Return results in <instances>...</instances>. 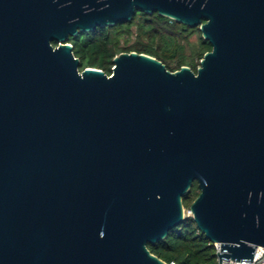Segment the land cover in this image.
I'll list each match as a JSON object with an SVG mask.
<instances>
[{"label": "water", "instance_id": "water-1", "mask_svg": "<svg viewBox=\"0 0 264 264\" xmlns=\"http://www.w3.org/2000/svg\"><path fill=\"white\" fill-rule=\"evenodd\" d=\"M154 14L199 28L194 72L70 38ZM55 43L57 46H55ZM218 261L264 249V0H0V264H167L184 198Z\"/></svg>", "mask_w": 264, "mask_h": 264}, {"label": "trees", "instance_id": "trees-1", "mask_svg": "<svg viewBox=\"0 0 264 264\" xmlns=\"http://www.w3.org/2000/svg\"><path fill=\"white\" fill-rule=\"evenodd\" d=\"M133 27H136V41L130 46H121L122 39H128L134 34ZM194 31L200 32L197 59L201 61L206 53L212 51V46L203 39L200 29L180 24L158 13L139 12L130 22L79 33L70 38L69 43L73 45L75 57L81 61V70L96 68L110 76L117 56L137 52L156 58L172 72L183 66H191L197 72L198 64L186 62L182 45V41H188ZM199 195L200 189L195 183L184 198V207L190 208ZM149 250L167 264H219L215 244L201 233L191 216L172 230L165 240L149 245Z\"/></svg>", "mask_w": 264, "mask_h": 264}, {"label": "rangeland", "instance_id": "rangeland-1", "mask_svg": "<svg viewBox=\"0 0 264 264\" xmlns=\"http://www.w3.org/2000/svg\"><path fill=\"white\" fill-rule=\"evenodd\" d=\"M134 31V34L130 36V38L122 39L121 40V46H130L136 41V27H133L132 29ZM200 32L194 31L191 33V35L188 38V41H182V45L185 48V60L186 62H195L198 64V68L200 67L199 64H201V61H198L197 54L200 50ZM194 59V60H193ZM190 67L191 66H187ZM192 69V68H191ZM184 214L185 217L192 216L190 212V208H184Z\"/></svg>", "mask_w": 264, "mask_h": 264}, {"label": "built area", "instance_id": "built-area-1", "mask_svg": "<svg viewBox=\"0 0 264 264\" xmlns=\"http://www.w3.org/2000/svg\"><path fill=\"white\" fill-rule=\"evenodd\" d=\"M215 247L217 249V253L221 251L220 245L215 244ZM221 264H264V249L263 248L257 249L252 262H238V263H236V261L231 262L228 260H224L221 262Z\"/></svg>", "mask_w": 264, "mask_h": 264}]
</instances>
